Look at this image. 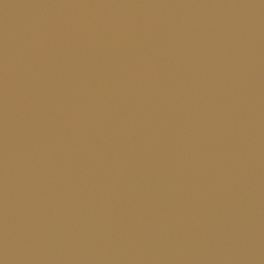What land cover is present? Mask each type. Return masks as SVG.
<instances>
[{
    "label": "water",
    "instance_id": "1",
    "mask_svg": "<svg viewBox=\"0 0 264 264\" xmlns=\"http://www.w3.org/2000/svg\"><path fill=\"white\" fill-rule=\"evenodd\" d=\"M0 264H264V0H0Z\"/></svg>",
    "mask_w": 264,
    "mask_h": 264
}]
</instances>
